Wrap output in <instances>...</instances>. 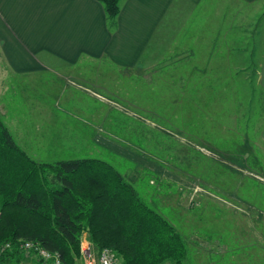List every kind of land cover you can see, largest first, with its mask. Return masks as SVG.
<instances>
[{"label":"rangeland","instance_id":"374dc122","mask_svg":"<svg viewBox=\"0 0 264 264\" xmlns=\"http://www.w3.org/2000/svg\"><path fill=\"white\" fill-rule=\"evenodd\" d=\"M216 1L211 10L224 22L215 47L245 45L234 55L232 80L220 72L227 87H183L181 79L195 73L177 33L159 41L149 69L106 59L28 75L0 68V118L37 163L111 166L179 233L183 264H264V147L254 143L264 94L253 85L251 65L264 35V0Z\"/></svg>","mask_w":264,"mask_h":264},{"label":"crops","instance_id":"0c3cea01","mask_svg":"<svg viewBox=\"0 0 264 264\" xmlns=\"http://www.w3.org/2000/svg\"><path fill=\"white\" fill-rule=\"evenodd\" d=\"M256 1L238 0L247 5ZM216 2L122 0L116 28L110 31L104 9L95 0H0V68L28 75L50 67L69 70L82 60L106 59L119 68L149 69L159 41L179 33L185 56L193 58L191 72L195 73V81L183 76V87H227L220 72L225 71V81L229 76L232 80L234 55H243L245 45L215 47L223 35L219 23L224 22L218 11L211 10L218 6ZM220 38L223 42L227 34ZM252 50L253 85L264 94V35ZM254 143L264 147V124L257 127ZM19 259L33 256L24 253Z\"/></svg>","mask_w":264,"mask_h":264},{"label":"trees","instance_id":"16d2710c","mask_svg":"<svg viewBox=\"0 0 264 264\" xmlns=\"http://www.w3.org/2000/svg\"><path fill=\"white\" fill-rule=\"evenodd\" d=\"M95 1L114 30L122 0ZM83 231L95 250L110 249L120 264H183L187 257L179 233L111 166L86 159L37 163L0 118V245L10 247L0 264L21 262L25 241L75 264Z\"/></svg>","mask_w":264,"mask_h":264},{"label":"built area","instance_id":"2783aa9c","mask_svg":"<svg viewBox=\"0 0 264 264\" xmlns=\"http://www.w3.org/2000/svg\"><path fill=\"white\" fill-rule=\"evenodd\" d=\"M9 244H5L0 249V258L2 254L9 250ZM20 248L25 253H31L33 257L42 264H64L56 252H49L36 243L25 241ZM78 264H120L115 254L110 249L96 251L89 241L83 238L80 240Z\"/></svg>","mask_w":264,"mask_h":264}]
</instances>
